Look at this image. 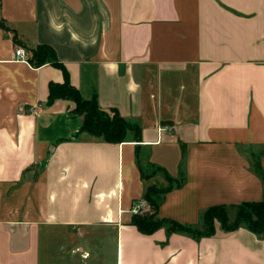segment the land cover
Listing matches in <instances>:
<instances>
[{
  "label": "crops",
  "instance_id": "1",
  "mask_svg": "<svg viewBox=\"0 0 264 264\" xmlns=\"http://www.w3.org/2000/svg\"><path fill=\"white\" fill-rule=\"evenodd\" d=\"M0 20L11 30L0 28V264H40L39 236L64 230L112 232L117 264L123 242L128 264H264V232L215 226L194 239L131 225L136 150L184 175L160 218L198 226L209 207L264 200V0H0ZM42 45L141 142L76 136L75 103H48L63 72L15 60Z\"/></svg>",
  "mask_w": 264,
  "mask_h": 264
},
{
  "label": "trees",
  "instance_id": "2",
  "mask_svg": "<svg viewBox=\"0 0 264 264\" xmlns=\"http://www.w3.org/2000/svg\"><path fill=\"white\" fill-rule=\"evenodd\" d=\"M0 28L6 32L11 31L1 20ZM12 41L20 45L14 33ZM27 51L29 54L28 63L31 67L38 68L45 64H51L63 72V83L51 82L48 86V103H52L57 99L70 100L75 103V113L82 116V122L76 136L84 133L112 144L126 142L129 137H131L132 142H141V131L138 126L124 120L116 110H110L109 113L103 111L98 105L95 96H92L89 100L82 99L79 92L70 85L68 75L58 62L53 49L42 45ZM144 165L148 167L147 171L144 169ZM136 166L144 186L141 201L146 203L148 210L144 212L138 211L133 214L131 225L141 234L150 235L158 229L164 228L168 233H181L194 239H200L214 235L216 221L225 232H233L240 227L246 228L255 235H260L264 232V200L246 202L236 207H209L200 215V228L198 226L179 224L168 218H160L158 210L164 196L173 189H180L184 185V175L180 172L178 177L173 178L165 169L151 165L146 159H143L139 150H136ZM256 172L261 177H264L257 166ZM152 179L161 180L164 185L149 184ZM230 209H233L235 214L231 222L228 219V211Z\"/></svg>",
  "mask_w": 264,
  "mask_h": 264
},
{
  "label": "rangeland",
  "instance_id": "3",
  "mask_svg": "<svg viewBox=\"0 0 264 264\" xmlns=\"http://www.w3.org/2000/svg\"><path fill=\"white\" fill-rule=\"evenodd\" d=\"M144 161V160H143ZM147 171L148 167L144 165ZM164 185L161 180L152 179L149 184ZM145 203V202H144ZM146 204V203H145ZM148 210L147 205L140 209L144 212ZM229 212L234 213V210ZM231 217V215H230ZM232 219V218H231ZM230 219V221H231ZM218 224V225H217ZM215 226H219L216 221ZM201 223L198 224V228ZM220 227V226H219ZM88 231V232H87ZM83 231H63L59 234L51 232L49 236L41 234L39 236V257L40 264H117V254L121 257L112 232H102L91 230ZM80 249H72L78 247ZM60 246L61 249L60 250ZM77 250V251H76ZM127 246L122 244V264H128ZM120 260V259H119Z\"/></svg>",
  "mask_w": 264,
  "mask_h": 264
},
{
  "label": "built area",
  "instance_id": "4",
  "mask_svg": "<svg viewBox=\"0 0 264 264\" xmlns=\"http://www.w3.org/2000/svg\"><path fill=\"white\" fill-rule=\"evenodd\" d=\"M14 56H15V60H17V61H21L24 63H27V61H28L27 54L21 48L15 49ZM144 206H146V204L143 201H139L138 204L134 207V210H133L134 213H137L138 211H140V209L143 208Z\"/></svg>",
  "mask_w": 264,
  "mask_h": 264
}]
</instances>
